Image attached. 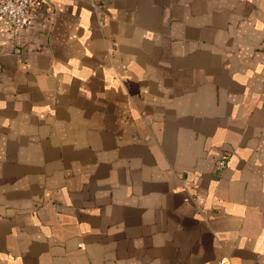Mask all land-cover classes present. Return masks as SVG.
I'll list each match as a JSON object with an SVG mask.
<instances>
[{
  "label": "crops",
  "instance_id": "crops-1",
  "mask_svg": "<svg viewBox=\"0 0 264 264\" xmlns=\"http://www.w3.org/2000/svg\"><path fill=\"white\" fill-rule=\"evenodd\" d=\"M36 17L0 19V264H264V0Z\"/></svg>",
  "mask_w": 264,
  "mask_h": 264
},
{
  "label": "built area",
  "instance_id": "built-area-1",
  "mask_svg": "<svg viewBox=\"0 0 264 264\" xmlns=\"http://www.w3.org/2000/svg\"><path fill=\"white\" fill-rule=\"evenodd\" d=\"M50 0H0V19L6 28L21 29L33 27L36 24V12L45 10ZM48 19L42 23L43 25ZM225 164L224 157H219L216 169Z\"/></svg>",
  "mask_w": 264,
  "mask_h": 264
}]
</instances>
